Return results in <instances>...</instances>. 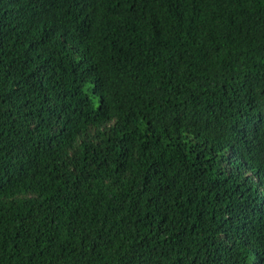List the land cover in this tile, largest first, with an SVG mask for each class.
<instances>
[{
	"label": "trees",
	"instance_id": "obj_1",
	"mask_svg": "<svg viewBox=\"0 0 264 264\" xmlns=\"http://www.w3.org/2000/svg\"><path fill=\"white\" fill-rule=\"evenodd\" d=\"M0 264H264V0H0Z\"/></svg>",
	"mask_w": 264,
	"mask_h": 264
}]
</instances>
